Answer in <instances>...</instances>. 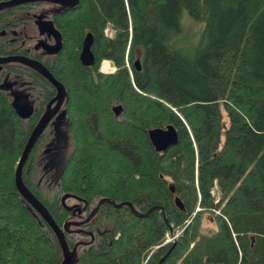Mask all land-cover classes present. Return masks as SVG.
Returning a JSON list of instances; mask_svg holds the SVG:
<instances>
[{
  "label": "trees",
  "instance_id": "trees-1",
  "mask_svg": "<svg viewBox=\"0 0 264 264\" xmlns=\"http://www.w3.org/2000/svg\"><path fill=\"white\" fill-rule=\"evenodd\" d=\"M22 8L0 11V31L21 28ZM58 22L67 44L49 71L67 93L62 136L47 126L23 182L59 227L70 216L65 194L90 208L103 198L142 214L155 208L137 218L126 206L103 205L84 226L94 241L77 248L73 264H264V0H80ZM85 30L94 36L91 68L78 60ZM5 39L4 56L13 53ZM103 59L114 73L99 72ZM26 77L38 112L22 119L12 99ZM54 95L33 69H0V264L62 259L14 182L26 139ZM168 124L178 143L157 151L147 130ZM45 144L61 162L46 165ZM196 208L220 212L216 231L201 230ZM170 231L180 234L163 246ZM87 239L65 234L70 248Z\"/></svg>",
  "mask_w": 264,
  "mask_h": 264
},
{
  "label": "water",
  "instance_id": "water-1",
  "mask_svg": "<svg viewBox=\"0 0 264 264\" xmlns=\"http://www.w3.org/2000/svg\"><path fill=\"white\" fill-rule=\"evenodd\" d=\"M40 1L53 2L68 7H74L79 3V0H2L0 1V11L7 8L23 5L25 4V2H40ZM42 25L44 26V29H42L40 25H38L40 30H48L57 34L58 37L57 43L55 46H53L54 49L52 53L57 52L60 48L59 33L54 29L53 25L50 22L43 21ZM92 42H93L92 34L87 33V35L83 40L82 50L80 53V59L82 63L85 65H90L93 62V54L90 49ZM7 63H20L30 67L31 69L42 75L46 80H48L56 90L54 97L48 102L46 109L41 114L40 118L33 126L26 139L24 147L21 151V154L15 166L14 182L17 188V192L22 197V199L39 215V217L49 226V228L52 230L53 234L55 235L62 256L60 264H73L76 257L77 248L79 246H86L88 244H91L93 241V236L92 234H89V236L91 237V240L89 242H79L76 243L72 248H70L65 240V234H70L72 232H77V233L80 232V231H72L71 227H80L81 225L88 223L92 219V217L97 213L99 207L103 203H110L113 207L117 209L126 206L129 208L131 214L137 218H146L150 216V214L155 210V208H152L148 212L142 214L137 212L134 209L133 205L129 202H122L120 204H116L114 201H111L109 199H103L99 201L97 206L91 211V213L83 222L80 223L65 222L61 227H59L56 224V222L53 220V218L51 217L50 213L45 208V206L32 194L29 188L25 185V183L23 182L22 173H23V168L34 146L36 145L37 141L41 137L44 130L47 128L51 119L55 116V114L59 111L60 107L62 106L66 97V90L63 84L60 83L57 79H55V77L50 73V71L43 64H41L39 61L35 59L26 58L25 56L22 55H8V56L0 55V65ZM135 67L136 69H140L138 60L135 62ZM8 87L11 86L8 85ZM53 104L54 106H52ZM12 106L16 114L22 119L28 118L33 111L32 105L29 104L24 94H20V96H16L14 93L12 99ZM113 110L117 115L119 114V112H121L122 108L121 106L116 105L113 106ZM147 136L149 142L157 151H165L169 147L176 145L178 143V138H179L177 129L171 124H168L165 127L150 128L147 130ZM71 197L74 198L75 196L65 194L60 199L62 207L67 211H71L73 208L67 206L65 203L66 200ZM175 203L180 209L182 208L181 202L178 199H175ZM169 234L173 235L171 231L169 232ZM161 263L162 262H160L159 264Z\"/></svg>",
  "mask_w": 264,
  "mask_h": 264
},
{
  "label": "flooded vegetation",
  "instance_id": "flooded-vegetation-1",
  "mask_svg": "<svg viewBox=\"0 0 264 264\" xmlns=\"http://www.w3.org/2000/svg\"><path fill=\"white\" fill-rule=\"evenodd\" d=\"M79 2H80V0H79ZM77 5L74 7H68V6L59 5V4L53 3V2H42V1H40V2H25V4H23V8L21 10V18H22L21 26H20L21 28L16 31L13 28L9 27L7 30L0 31V36L3 38H6L4 41L1 42V45H4L6 48L9 47L8 50L13 51V53L8 54V55H22V56H25L26 58L35 59V60L39 61L41 64H43L48 70H50L49 67L51 65L53 66L55 64L57 57L60 55V53L62 51L65 50V47L67 44L65 32H64L63 28L60 26L58 21L60 18L64 17L65 15H68L69 12L75 10ZM19 6H21V5H19ZM7 9H9V8H7ZM43 21L50 22L53 25L54 29L59 33L60 48L55 53H52V51L54 49L53 46H55L57 43V38H58L57 34H55L52 31H48V30H40L38 25H40V27L42 29H44V26L42 25ZM107 31H108L107 29H104L105 34H107ZM87 33L92 34L93 42H94V36H93L92 31L91 30H85L84 34H83L82 41H81L79 53H78V60L82 65H84L88 68H91L96 63V58H97L94 51H93V48H92L93 42H92V45L90 47L91 52L93 54V62L90 65H85L82 63V61L80 59V53L82 50V43H83V40H84L85 36L87 35ZM109 36H112V34H109ZM8 55H5V56H8ZM1 56H4V55H1ZM137 60L138 61L140 60V56L138 57V59H136L134 61V65H135V62ZM3 65L4 64L0 65V69L2 68ZM21 65H23V64H21ZM23 66H25V68H27V69L30 68L26 65H23ZM24 83H25L24 86L18 87V89L13 90V94L14 93H18L19 95L24 94V96H25V98H27V101L29 102V104L32 105L33 111H32V114L28 117V118H30L35 113L38 112L37 111L38 110V103H37L38 98L30 97L29 92L31 90H30V81L28 80V77L25 78ZM54 90H55V88H54ZM55 92H56V90H55ZM28 93H29V96H28ZM36 94H37V91H36ZM66 101H67V93H66L65 100H64L62 106L60 107L59 111L55 114V116L51 119V121L48 124V126H51L52 128H54V131H55L54 133H56L58 136H62V127L64 126L63 125L64 124V117H65L64 110H65V106H66ZM48 102L43 106V109L41 110L40 114L38 115V119L40 118V116L44 112V110L46 109ZM52 106H54V104ZM112 111H113L114 115H116L113 108H112ZM121 112H122V110H121ZM121 112H119V114H117V115H120ZM38 119H37V121H38ZM71 196H75V197L74 198L71 197L68 199H71L73 201L71 203H67V200H68L67 199L65 202L67 206L73 207L71 211L66 210L70 214L69 220L67 222H75V223L83 222L88 217V215L91 213V211L97 206V204L99 203L100 200L108 199V198L100 199L96 202V204L93 207L90 208L87 206V202L83 198H81L77 195H71ZM105 204L111 205L110 203H103L99 207V209ZM99 209H98L97 213L92 217V219L88 223L83 224L80 227H71L72 231H80L78 233L77 232H74V233L81 235L85 239L88 238L87 240H85L83 242H89L91 240V237L89 236V234H92V236H93V233L90 230V227L84 228V226L86 227L89 223L96 222V217L99 215ZM103 222H107V220H103ZM93 241H94V236H93ZM165 241L166 240H164V242ZM164 242L162 244L163 246L170 244V243H173V241L166 242V243H164Z\"/></svg>",
  "mask_w": 264,
  "mask_h": 264
},
{
  "label": "rangeland",
  "instance_id": "rangeland-1",
  "mask_svg": "<svg viewBox=\"0 0 264 264\" xmlns=\"http://www.w3.org/2000/svg\"><path fill=\"white\" fill-rule=\"evenodd\" d=\"M193 23V22H192ZM105 29H107L108 31H107V34H105V32H104V35H106V36H108V37H110L109 36V34H113V30H112V27L110 26V25H107L106 27H105ZM103 62H107V64H108V66H109V69H108V71H102V63ZM115 70H116V68H115V66L111 63V61L110 60H108V59H103L101 62H100V65H99V72H101V73H103V74H110V73H114L115 72ZM15 95L16 96H20L19 94H17V93H15ZM43 146V145H42ZM42 146H41V149L42 150H44L45 151V153H46V151H49L48 149V147L50 146L49 144H45L44 145V147L42 148ZM45 155V154H44ZM35 158V157H34ZM33 158V159H34ZM45 162H46V165L48 166H50L51 164H52V166L53 165H56V162H58L59 163V161L61 162V158H57V157H55V155H54V157H53V153H46V156H45ZM47 160V161H46ZM34 162V161H33ZM49 163V164H48ZM54 169V168H53ZM53 169H51V170H53ZM54 171V170H53ZM213 196H214V198H215V201L217 202L219 199H220V194H219V192L218 191H216V190H214V194H213ZM197 211H201V209H199V208H196V211L195 212H197ZM216 215H221L220 214V212H218V211H214V212H210V211H208V210H205V211H201V213H200V215H199V217H200V227H201V230H203V231H211V232H214V231H216V224L214 223V218H213V216H216ZM180 234V231H177L176 233H175V239L178 237V235ZM167 236H169V238H170V236H172V235H167ZM167 236H166V239L165 240H167ZM167 241H165L164 243H166Z\"/></svg>",
  "mask_w": 264,
  "mask_h": 264
},
{
  "label": "bare ground",
  "instance_id": "bare-ground-1",
  "mask_svg": "<svg viewBox=\"0 0 264 264\" xmlns=\"http://www.w3.org/2000/svg\"><path fill=\"white\" fill-rule=\"evenodd\" d=\"M107 67H108V66H107V62H103V63H102V71H105V72H106L107 69H108ZM173 236H174V235H172V236H170V237H173Z\"/></svg>",
  "mask_w": 264,
  "mask_h": 264
},
{
  "label": "built area",
  "instance_id": "built-area-1",
  "mask_svg": "<svg viewBox=\"0 0 264 264\" xmlns=\"http://www.w3.org/2000/svg\"><path fill=\"white\" fill-rule=\"evenodd\" d=\"M108 66V65H107ZM108 69H109V66L107 67ZM108 69H107V71H108ZM174 239H175V236H173V237H170L169 238V236H167V242H171V241H174Z\"/></svg>",
  "mask_w": 264,
  "mask_h": 264
}]
</instances>
